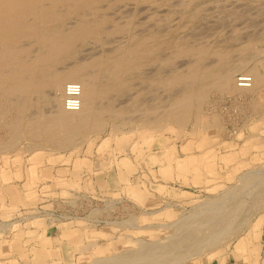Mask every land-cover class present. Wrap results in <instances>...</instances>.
Instances as JSON below:
<instances>
[{"label": "rangeland", "instance_id": "374dc122", "mask_svg": "<svg viewBox=\"0 0 264 264\" xmlns=\"http://www.w3.org/2000/svg\"><path fill=\"white\" fill-rule=\"evenodd\" d=\"M131 1L135 3L136 0L127 2L131 3ZM135 8L136 10L130 15L131 17L129 16L130 18L126 17L121 21H115L120 27L125 28L126 31L122 34L126 36L124 33L127 32V28H130L129 31L131 32L158 35L156 40L158 43L155 41L154 45L163 47L158 58L146 62L145 66L137 67V70L135 69L137 71H134L135 75L132 73V77L127 78L130 82V88H125L119 93V97L120 94L124 95L120 97L122 99L129 96L121 101L119 99L122 108L125 106L124 111H126L124 112L125 116H123L125 119H122L129 121L133 113H137V117L134 115L132 122H130L132 124L127 123L125 126L121 124L122 121L114 122L108 119L101 133L91 135L88 140L78 142L79 145L77 143L65 150H58L59 152H53L54 150L46 148L34 150V152L29 150V152H22L23 154L20 152L10 154L11 160H27L29 170L33 167L34 156L36 154L44 155L41 165L37 164L39 167L44 166V169H39L38 172L49 169L55 175L56 172H65L66 170L65 174L71 180L53 185L51 181L42 182L38 180L39 178H33L35 183L31 182L29 187L26 185L29 172L25 168L21 170L12 167L11 173L15 177L13 183L15 189L21 195L29 192L30 189L33 191L29 192L32 199H22V203L15 205L12 204L13 199H9V189L5 186L6 184L0 185V224H11L7 231L0 233V264H10L12 261L11 264H60V253L57 251H48L46 262H41L35 257L38 250L42 248L48 250V245L45 246L43 243L46 231L49 227L57 225L67 229L93 231L92 235L87 236V239L88 243H91L89 244L90 248L94 244H96V248L79 252L80 256L77 258L79 264H89L95 258V260L110 259L111 256H119L118 253L123 252L121 254L123 255L124 251L125 254H128L127 251L130 252L129 254H133L138 250L139 255L141 254L140 246L143 242L144 244L162 242L167 244L172 237L171 235H175L179 231L180 234L181 231H184L181 227L179 228L182 230L173 225L177 226V222L180 225L185 216L187 219L188 216L194 215L201 205L212 201L219 204L222 199L226 200L228 197L231 199L233 195H229L233 192L237 193L234 195L238 196L237 199L248 200L249 202L253 199L252 195H249L250 198L252 197L251 200L246 195L248 190H253V186L251 187L250 184L262 183V179H264V110L262 109L264 101L262 99L264 98L263 96H252L250 93L240 94L238 91L237 93V89L235 90L233 87L234 81L240 75H249L245 69L238 70L233 75L232 93L230 91H223V93L220 92L219 88L218 91L217 88L213 87L207 91L206 85L195 86L194 93L202 94L203 91V94L207 96L203 101L204 103L202 102L203 105L198 104L197 107V103L193 104L189 117L191 120H188L190 122L185 126L182 133L176 132L175 135L174 133L171 135L166 133L165 137L162 136L161 138L159 134H151L153 131H149L151 137H156L152 148L153 152H146L148 148L144 145L143 139L136 135L137 132L140 133L139 136L144 134L145 131L140 129L142 126L145 129L144 126H147V122L139 121L138 112L140 109H132L134 105L141 107V102L144 99L146 102L152 99V102L150 101L147 105L150 109L157 108L155 109L157 111L165 102L164 99L170 97L169 95L174 92L180 93L181 88L179 87L168 91L158 87L157 84L154 85L148 73L157 70L160 77H165L167 76L166 73H172V71L174 73L176 70H184L180 71L184 73L191 63L196 62L197 56L193 55L195 58L193 56H180L178 51L181 48L198 49L203 47L207 50L210 49L209 55L206 56L205 63H203L209 65L208 67L212 66L211 64L213 67L216 65L214 72L217 73L220 72L219 69L223 71L230 70L234 66L236 68L242 63V60H245L244 58L251 55L249 52L258 53L261 50L262 53L260 52L258 58L261 62V58L264 57V0H148L145 4H139ZM125 20H128L129 24ZM126 25L131 26L126 27ZM116 38L110 39V42ZM120 38V41H124ZM119 40L114 41L118 42ZM114 41L110 43L112 49L115 44ZM98 43L99 45L96 43L97 46H95V48L98 47L97 51L102 50L103 47L111 49L108 45H106L107 47L103 46L104 43ZM123 44L129 43L127 41ZM245 45L247 49H245ZM250 46L252 49L249 48ZM227 53L228 55H225ZM240 57L241 60H239ZM225 62H228V65ZM159 63L162 65L159 66ZM258 66L262 71L261 63ZM164 72L166 73L164 74ZM233 92H236V95ZM139 93L140 95H138ZM136 96L138 100H136ZM125 99H128V103L131 101L132 103L127 105ZM153 100L159 102L156 104ZM133 103L135 104L132 105ZM255 103L260 104L261 109L259 106H256L259 110L254 108V105H257ZM47 106H45L46 109L44 108L46 111L48 110ZM196 109L200 112H195ZM196 117L201 120L198 121ZM204 122L206 123L204 124ZM116 124H121V128L115 129ZM147 128L150 127L147 126ZM129 130L134 134L132 135ZM149 132L144 135H149ZM192 135H194L193 138ZM128 139L132 144H130L131 147L128 150L125 149L126 151L124 150L123 153H116V161L122 162V160L130 158L129 160L134 164H139H135L136 171L128 176L126 171L118 168L116 164L107 167L102 166L108 168V171L100 168L101 162L112 158V155H107L108 152L118 144L120 145L121 142L126 144ZM187 142L193 143V147L186 151ZM21 144L22 147H25L29 145V142L24 140ZM134 145L139 152H134ZM119 148L120 146L116 149ZM143 152L144 156L142 155ZM139 153L141 158L139 155L137 157ZM155 153L160 157L165 155L167 160L160 158V164H153L151 159L153 155L156 156ZM106 157L107 159H105ZM57 158L59 161L54 164L53 159ZM175 160H179L178 164ZM82 161L83 163H81ZM78 162L81 163V167L77 166ZM185 162L189 163L186 168L182 169L181 165L183 163L185 165ZM107 163L109 164L110 161ZM107 163L105 162L104 165ZM97 164L98 166H96ZM164 170L166 171L165 174ZM248 173L254 176L253 179L246 182ZM256 174L259 175L255 176ZM3 175L4 172L0 168V184L4 181ZM197 175H199L198 180ZM258 176L262 179L257 178ZM137 185L141 190L146 191L147 197L143 202H137L135 194L132 193L131 188ZM129 186L131 188H128ZM242 186L245 187L242 188ZM42 188L45 189L44 191L47 190L44 196L42 195ZM252 201L246 203L249 205L248 208L245 207L247 205L244 203L241 215L247 216V224L233 237V240L227 241L228 243L226 242L222 247L205 252L200 257L190 259L184 264H219L229 258L242 259L246 264H251V262L264 264V208L254 210ZM250 203L252 204L250 205ZM246 209L249 211L248 215L245 212ZM237 217L239 218V216H236V220ZM248 217H250V221ZM135 218L137 219V228H135V224L130 223ZM172 223L173 225H171ZM175 230L179 231L175 233ZM240 243L244 246L239 247ZM244 257L248 258L245 259Z\"/></svg>", "mask_w": 264, "mask_h": 264}, {"label": "bare ground", "instance_id": "6f19581e", "mask_svg": "<svg viewBox=\"0 0 264 264\" xmlns=\"http://www.w3.org/2000/svg\"><path fill=\"white\" fill-rule=\"evenodd\" d=\"M127 1L129 0H0V168L4 172V181L0 185L4 186L6 184L5 186L8 189L11 186H15L13 184L15 177L11 173L12 167L20 168L21 170L25 168L29 172L27 174L28 182L26 184H31V182L35 183L33 178H39L38 180L46 182L43 175H46L50 171L48 169L47 171H39L41 172L40 174L38 172L39 169H44V166L39 167L41 165L40 163L44 160V155L36 154L32 160L35 165L33 164L32 169L29 170L27 160H11V153L29 152V150L34 152V150L46 148L54 150L53 152L65 150L71 146H75L80 141L88 140L91 135L101 133L108 119L114 122L122 121L121 124L125 126L127 123L132 122L134 115L137 117V113H133V118H130L131 121L130 119L129 121L128 119L123 120L125 119L123 116H125L124 112L126 111H124L125 106L122 108L120 101L129 96H125L122 99L120 97L124 95L120 94L121 96L119 97V93L125 88H130V82H128L127 78L132 77L131 74L134 73L135 69L139 66H145L146 62H151L158 58V54L163 47L154 45V42L158 39V35H146L145 33H136V31L131 32L129 31L130 28H127V32L124 33L126 36L122 34V32L126 31L124 30L125 28L120 27L115 21H121L126 17L130 18L133 11L136 10L135 6L148 2V0H136L134 1L135 3H132L133 1L128 3ZM125 21L129 24L128 20ZM128 26L126 25V27ZM158 31L160 32V30ZM120 36L124 41L119 40ZM112 38L119 40L118 42L114 41L116 39L111 40V42H115L113 49L110 46V39ZM127 41L129 44H123ZM98 42H101V44L104 43L105 45L103 46L108 45L111 49H108L106 46L108 50L103 47L104 49L102 48V50L97 51L98 47L95 48V46H97L96 43L99 45ZM116 43L118 45L117 47ZM250 45L252 46L251 43ZM245 49H247L246 45ZM209 51L210 49L207 50L203 47L198 49L181 48L178 51L180 56H197V58L193 56L196 62L194 61L195 63H191L190 65L188 63L189 66L185 69L184 73L180 72L184 70H176L177 72L174 71V73L173 71L172 73L164 72L167 75L165 77H160L157 70L148 73L154 85L157 84L158 87L168 91L179 87L181 91L179 94L173 91L174 93L169 95L170 97L167 99H164L165 102H163L161 108L157 111L155 110L157 108L150 109L147 105L150 101L152 102V99H149V102H146L145 99L143 100L144 102H141L143 109L136 107L134 105L135 103L132 104L134 105L132 110H135V108L140 109L139 112L137 111L139 113L138 115H140L139 121L147 122V126L150 127L147 128V126H144V128H147L145 130L142 126L140 130H144V134L153 131L151 134H159L162 138V136L165 137L166 133H170V135L171 133L175 135L176 132L182 133L185 126L190 122L188 120H191L189 117L193 104L197 103V107L198 104L203 105L202 102L207 97L205 96L206 94H203V91L202 94L194 93L195 86L206 85L205 88L207 91L213 87L215 89L217 88L216 90L219 88L221 90L220 92L230 91L232 93L233 75L238 70L245 69L247 71L249 75L245 76L252 78V86L250 88H239L237 82L234 81L235 85L233 84V87L235 90L237 89L236 92L238 91L240 94L250 93L252 96H263L264 98V68L262 66L264 57L261 58V62L258 59L261 50L258 53L255 51L253 53L249 52L251 55L248 58H244L245 60H242V63L236 68L234 66V68L230 67L232 70L223 71L219 69V73L214 72L216 65L214 67L213 64L210 67H208L209 65H204V59L209 55ZM81 53L83 54L82 56ZM215 55L218 56L217 54ZM225 55H228V53ZM225 55H223V58H225ZM241 59L240 57L239 60ZM225 63L228 65V62ZM259 63H261L262 71L259 69ZM160 65L162 64L159 63ZM71 84L77 85V87L74 90L70 89L68 93V86ZM235 93L233 92V94ZM242 97L244 96L242 95ZM136 98L138 100L137 96ZM68 99L78 100V107L67 109L65 102ZM127 100L125 99L124 101L128 103ZM136 100L135 102L137 103ZM154 102L157 104L159 101L155 100ZM44 104L45 106L48 105L47 111L45 110ZM255 104L257 105H254V108L257 109L258 107L256 106L260 108V104ZM124 105L126 104L124 103ZM262 105V109L264 110V104ZM198 110L201 111V109ZM198 110L195 112H200ZM121 124H116L115 129L121 128ZM132 131L131 133L133 135L134 133ZM181 133L178 135L180 136ZM138 134L140 133L137 132L136 135L143 139L144 145L148 148L146 152H153L152 148L156 137H151L150 132L149 135L141 134L139 136ZM24 140L28 141L29 145L22 147L21 142ZM124 144L125 142H121L120 145L118 144L120 146L119 149H116L118 146L111 149L107 155H112V158L110 160L107 159L108 156L105 158L110 163L108 164L106 160H103L104 162H101L102 164H99V167L101 166L100 168H103L117 164L116 153H123L125 149L128 150L132 145L129 139ZM192 147L193 143L187 142L185 150H191ZM133 150L135 153L138 151L135 145L133 146ZM35 152L37 153V151ZM140 153L137 154L139 158H141ZM142 155L144 156V152ZM129 159L122 160L121 164L129 172L133 173L136 171V165L139 164L135 163V165ZM58 161V158L53 159L54 164L58 163ZM178 161L175 160L177 164ZM105 162L108 165H104ZM188 163L185 162V165L183 163L181 168H186ZM103 170L107 171L108 168H103ZM257 175L259 174L255 176ZM197 176L198 180L199 175ZM253 176L248 173L246 182L253 179ZM259 179L262 178L260 177ZM52 180L54 181L55 179ZM262 180V183H264V179ZM262 183L258 185L250 184L251 187L253 186V190L250 188L251 191L248 190L249 192L246 194L247 196H253V201L250 196L249 200L253 202L254 210L264 208V184ZM244 187L242 186V188ZM235 194L237 193L233 192L229 195H233L231 199H228V197L226 200H220L221 203L219 204L212 201L213 203L208 202L201 205L196 213L192 211L195 213L194 215L192 214L193 216L190 215V217L188 214L187 219H185L186 216L182 220L180 219V225L178 224L179 222H177V226L172 223L171 225L176 228L181 227L184 231H181L179 234L180 231L175 230V233L176 231L179 232L171 235L172 237L168 240L169 242L167 244L164 242L157 244H144L143 242L142 244L139 239V243L142 244L140 246L141 254L138 255V250L134 252L135 254L133 252H131L133 254H129L130 252L128 251V254H125L124 251L123 255H121L123 252L118 253L121 256L114 255L115 257L111 256L112 258L109 257L110 259H102L100 257L101 259L95 260L96 258L94 257L95 259L89 264H184L190 259L204 255L209 250L216 249L220 246L222 247L227 241L233 240V237L247 224V216L245 217V214H242V216L241 212L244 208V203L248 204L251 201L239 200L237 199L238 196H234ZM233 197L236 198L232 199ZM248 206L245 207L248 208ZM245 212L248 215V209ZM237 215L239 218L237 217L236 220ZM129 221L127 222L129 223ZM136 222L137 219L135 218L130 223L135 224L134 226L137 228ZM5 224H0V233L10 228L11 224ZM133 225L131 226L133 227ZM151 228L153 227L151 226ZM243 246L242 243L239 244V247ZM92 248L94 249V247ZM244 258L247 259L248 257Z\"/></svg>", "mask_w": 264, "mask_h": 264}, {"label": "crops", "instance_id": "0c3cea01", "mask_svg": "<svg viewBox=\"0 0 264 264\" xmlns=\"http://www.w3.org/2000/svg\"><path fill=\"white\" fill-rule=\"evenodd\" d=\"M156 156L153 155L151 162L153 164H160L161 160H164L166 157L165 155H161L157 156V154L155 153ZM161 158V160H160ZM167 160V158L165 159ZM132 162V161H131ZM164 162V161H163ZM134 164V163H133ZM78 167H81V164L77 165ZM116 166L124 171H126L127 175L130 176L132 173L129 172L124 165L121 164V162H117ZM109 170V169H108ZM107 170V171H108ZM66 172V170H65ZM64 171H60L59 173L56 172L55 175L52 174V171H48L46 173V175H43L45 178V181H51L52 184H58L59 182H65V181H70L71 179L67 176V174H65ZM166 173V171L164 170V174ZM64 175V176H63ZM66 175V176H65ZM62 176V177H59ZM52 179H55L54 181ZM57 179V180H56ZM117 182H118V176H117ZM48 183V182H47ZM29 187L31 186L30 184H26ZM12 187V188H11ZM9 189V199H13L12 200V204H20L22 203V199H32V197H30L29 192L33 191V189H30V191L26 192L25 194H20L16 189L15 186H11ZM128 188H131V186H129ZM43 189V188H42ZM42 191V195L44 196L46 194V191H44L45 189H43ZM132 189V193L135 194V196L137 197V202H143L145 200V198L147 197L146 191L141 190L138 185L135 186ZM11 193V194H10ZM13 193V194H12ZM138 195V196H137ZM36 198V196H34ZM16 199V200H15ZM20 199V200H19ZM93 231L86 232L83 230H78V229H67L66 227L61 228L59 227V225L57 226H51L49 227V229H47L46 231V236L43 240L44 245H48V250L45 249H40L37 251V253H35V257L36 259H38L39 261H43L46 262V257L47 252H53V251H57L60 253V264H79L78 263V256L79 252L81 253L82 251H88L90 250V246L88 243V239L87 236L92 235ZM96 236V235H95ZM96 244L92 245V247H95ZM91 247V249H93ZM96 248V247H95ZM73 253V255H72ZM25 255V253H22ZM73 256V258H72ZM70 260H72L70 262ZM219 264H246L244 260L242 259H236V258H229L226 259L224 261H222ZM251 264H253V262H251Z\"/></svg>", "mask_w": 264, "mask_h": 264}, {"label": "built area", "instance_id": "2783aa9c", "mask_svg": "<svg viewBox=\"0 0 264 264\" xmlns=\"http://www.w3.org/2000/svg\"><path fill=\"white\" fill-rule=\"evenodd\" d=\"M262 66L264 68V58L262 60ZM236 82H237V86L239 88H250L252 86V78L251 77H248V76H245V75H240L236 79ZM73 86H76L77 87V85H74V84L69 85L68 86V91H67L68 93H69L70 89H73L74 90L76 88V87L73 88ZM65 104H66V108L67 109H72V108L78 107L79 102H78V100L68 99L65 102Z\"/></svg>", "mask_w": 264, "mask_h": 264}, {"label": "clouds", "instance_id": "9594fccd", "mask_svg": "<svg viewBox=\"0 0 264 264\" xmlns=\"http://www.w3.org/2000/svg\"><path fill=\"white\" fill-rule=\"evenodd\" d=\"M76 86H73V88H75Z\"/></svg>", "mask_w": 264, "mask_h": 264}]
</instances>
